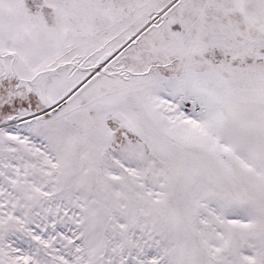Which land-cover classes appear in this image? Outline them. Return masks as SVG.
Instances as JSON below:
<instances>
[{"label": "snow or ice", "instance_id": "snow-or-ice-1", "mask_svg": "<svg viewBox=\"0 0 264 264\" xmlns=\"http://www.w3.org/2000/svg\"><path fill=\"white\" fill-rule=\"evenodd\" d=\"M0 264H264V0H0Z\"/></svg>", "mask_w": 264, "mask_h": 264}]
</instances>
